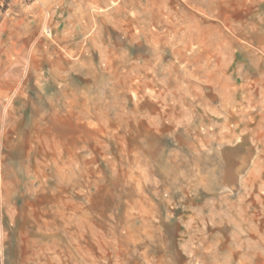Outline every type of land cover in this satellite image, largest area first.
Wrapping results in <instances>:
<instances>
[{
  "label": "rangeland",
  "instance_id": "374dc122",
  "mask_svg": "<svg viewBox=\"0 0 264 264\" xmlns=\"http://www.w3.org/2000/svg\"><path fill=\"white\" fill-rule=\"evenodd\" d=\"M0 264H264V0H0Z\"/></svg>",
  "mask_w": 264,
  "mask_h": 264
}]
</instances>
